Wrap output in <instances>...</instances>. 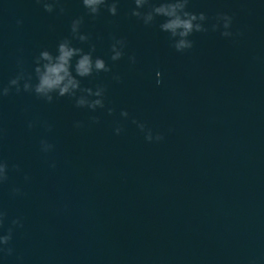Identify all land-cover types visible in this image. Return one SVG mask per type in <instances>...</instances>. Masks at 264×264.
<instances>
[{
    "label": "water",
    "instance_id": "1",
    "mask_svg": "<svg viewBox=\"0 0 264 264\" xmlns=\"http://www.w3.org/2000/svg\"><path fill=\"white\" fill-rule=\"evenodd\" d=\"M134 7L118 0L116 15L93 17L82 0L52 12L0 0V235L12 228L0 264H264V0H188L207 31L183 52L164 17L146 25ZM80 17L87 41L71 33ZM64 38L110 67L77 76L104 89L103 107L77 106L79 90L49 102L23 89ZM115 39L125 46L113 61Z\"/></svg>",
    "mask_w": 264,
    "mask_h": 264
},
{
    "label": "clouds",
    "instance_id": "2",
    "mask_svg": "<svg viewBox=\"0 0 264 264\" xmlns=\"http://www.w3.org/2000/svg\"><path fill=\"white\" fill-rule=\"evenodd\" d=\"M41 3L44 10L52 12L56 6L58 0H37ZM135 7L131 10V15L141 19L144 24H151L157 16H162L165 19L160 23L159 27L162 31L168 32L172 40V46L178 52H183L186 49H190L193 46V41L188 37L193 32L207 31L202 23L207 19L205 13H194L187 10L188 0H133ZM83 6L87 9L88 13L93 17L100 13L101 7L105 6L107 11L111 15L117 14L118 0H82ZM145 6H147L145 10ZM63 12V9H60ZM218 20L223 21L224 31L223 36H230L232 33L228 31L231 26L232 17L227 14H219ZM83 22V18H76L71 24V33L73 38L80 41H87L88 35L80 32V26ZM217 25H213L215 29ZM125 41L123 39H115L112 44V56L113 61L119 60L123 55V48ZM95 51V46L92 45L88 52H85L80 47L73 46L72 42L68 38L61 40L56 49V53L53 54L47 49L41 50L36 57L34 72L36 75V83L31 82V76L29 75L25 79L23 89L25 91H34L38 96H41L49 102L53 100V93L57 96H76L79 90L86 95H80L76 97V104L79 107L87 106L95 109L96 107H103V94L104 89L97 87L95 91L92 88L80 87L79 77H86L92 75L93 72H108L111 71L110 67L106 64L102 57L93 58L92 53ZM73 58H76V62L73 65ZM134 63L135 56L129 57ZM73 70L75 75H73ZM157 77L161 75L160 72L156 73ZM23 73L17 75L9 81V86L2 89V94L7 95L11 86H16V90H20V80L23 79ZM119 79L118 76L114 77ZM161 81L157 80V84ZM90 96H94L95 99H89ZM109 113L112 109H108ZM121 115L127 116V111H122ZM135 122V121H134ZM141 129L144 128L143 124H140ZM120 131L119 128L116 129ZM147 139L151 140V133L147 135ZM156 139H162L161 136H157ZM44 149L48 150L52 146L46 142H42ZM7 179V164L0 161V181ZM18 191V190H17ZM3 213H0V224L3 223ZM13 224H18L19 220H13ZM12 239V228L10 227L6 234L0 235V251H6L11 254L12 249L10 247L4 248L8 245Z\"/></svg>",
    "mask_w": 264,
    "mask_h": 264
}]
</instances>
